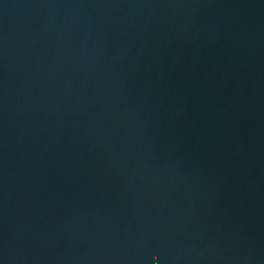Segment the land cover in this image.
Listing matches in <instances>:
<instances>
[{"label":"water","instance_id":"95a60500","mask_svg":"<svg viewBox=\"0 0 264 264\" xmlns=\"http://www.w3.org/2000/svg\"><path fill=\"white\" fill-rule=\"evenodd\" d=\"M0 264H264V0H0Z\"/></svg>","mask_w":264,"mask_h":264}]
</instances>
